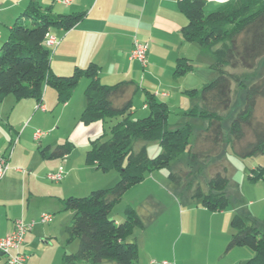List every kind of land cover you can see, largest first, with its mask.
Returning a JSON list of instances; mask_svg holds the SVG:
<instances>
[{
    "label": "trees",
    "instance_id": "obj_1",
    "mask_svg": "<svg viewBox=\"0 0 264 264\" xmlns=\"http://www.w3.org/2000/svg\"><path fill=\"white\" fill-rule=\"evenodd\" d=\"M177 6L187 19L181 29L182 39L211 50L209 67L213 73V78L201 89L185 91L196 102L182 115L206 121L203 139H210L215 148L221 145L225 142L223 113L230 107L234 83L244 92V105L230 123L233 147L243 157L264 155V124L255 115L258 101L264 100V75L249 86L245 84L246 73L253 72L257 63L264 59V0H178ZM21 17L25 21L16 20L0 46V104L4 97L12 96L17 101L33 99L40 106L45 89L52 88L57 94V105H62L84 77L89 82L84 90L85 106L80 121L85 125L113 122L106 140L101 135L90 142L85 164L102 173L114 171L118 180L109 188L62 201L65 210L72 213L64 227L67 243L78 242L74 253L63 255V263L138 264V245L129 237L144 225L129 206L123 211L124 220L116 223L111 217L113 208L146 174L168 168L183 153L187 154L190 165L210 158L211 154L194 148L198 138L191 144L190 123L173 130L169 128V107L152 94L145 93L146 114L132 119V101H122L132 88V82L103 85L98 79L99 67L93 63L85 69L75 67L68 76L52 72L51 54L44 45L46 35L52 29L70 30L82 19V13L54 14L50 7L30 0ZM190 70V61L180 58L175 62L173 75L183 76ZM137 141L157 143L160 152L150 158L144 147L135 150ZM73 149L74 145L65 141L53 149H40V155L50 160L62 159ZM168 179L181 185V177L177 174L169 173ZM262 179L264 166L250 170V183ZM228 183L225 171H216L208 177L205 189L196 184L190 197L208 212L224 211L230 204L226 193ZM230 226L232 234L227 250L248 248L254 255L243 264H264V232L253 221L238 214L233 215Z\"/></svg>",
    "mask_w": 264,
    "mask_h": 264
},
{
    "label": "crops",
    "instance_id": "obj_2",
    "mask_svg": "<svg viewBox=\"0 0 264 264\" xmlns=\"http://www.w3.org/2000/svg\"><path fill=\"white\" fill-rule=\"evenodd\" d=\"M29 1L0 0V44L16 20L25 21L21 14ZM37 1L42 7H50L54 14H83L70 30L52 29L49 32L58 42L53 48L45 46L51 54L50 66L54 74L68 76L75 67L85 69L93 63L99 67L101 84L133 83L122 101L131 100L133 105L137 98L144 115L145 93L152 94L169 108L182 105L189 111L195 104L196 100L187 96L185 91L202 87L207 79L204 77L202 83H196L191 78L192 73L183 78L173 75L176 60H190L189 53L196 46L181 37V29L187 24V19L177 6L178 0H70L68 4L62 0ZM134 40L148 47L145 67L130 58ZM203 48L198 47V51L200 55H208L203 62L208 71L206 78H213L209 67L211 50L206 48L205 52ZM88 82V79L81 78L70 99L62 105H57L56 91L46 88L41 101L44 111L38 110L33 99L17 101L7 96L0 104V156L6 158L8 165L0 176V239L10 232L16 219L34 222L20 247L25 264H64L52 246V238L56 237L59 229L64 232L72 216L62 201L68 197L86 196L100 186L87 182V178L98 176L100 171L85 164V153L92 140L101 135L107 138L113 122L85 125L80 121ZM61 126H72L71 135H64L66 130L61 135ZM37 130H43L45 136L34 141L33 134ZM68 138L82 148L78 151L73 149L62 159L41 157L40 149H53ZM59 169L64 173L62 180L49 181L47 175L57 173ZM106 175H111L109 181L112 185L118 180L116 172ZM229 202L221 212L211 213L204 209L210 213L208 224L211 230L205 264H243L253 257L254 253L245 247L227 250L233 215L250 219L264 232V222L259 220L255 209L257 203L246 206L235 205L234 202L232 206ZM41 213L51 214L50 222L40 223ZM190 260L194 264V258L190 257ZM4 262L5 257L0 254V264ZM173 262L183 264L178 256Z\"/></svg>",
    "mask_w": 264,
    "mask_h": 264
},
{
    "label": "rangeland",
    "instance_id": "obj_3",
    "mask_svg": "<svg viewBox=\"0 0 264 264\" xmlns=\"http://www.w3.org/2000/svg\"><path fill=\"white\" fill-rule=\"evenodd\" d=\"M29 25L27 23V26ZM198 50V47L193 46L189 53L191 57L189 60L191 70L188 73H192L191 78L195 80L194 82L202 83L201 79L205 77L207 80L204 83H207L212 78H206L208 77V71L203 67L204 59L208 55L207 53L206 56L205 53L200 55ZM203 50L207 52L206 48H203ZM185 75L179 76L178 78H183ZM263 75L264 59H261L253 72L246 73L245 84L249 86ZM252 76L256 77L251 78ZM201 88L200 86L198 89ZM231 90V104L229 109L223 113L222 119V133L225 142L216 148L212 146L210 139H203L207 128L206 121L198 118H185L182 114L187 112V110L182 105H171L169 108V128L172 130L181 128L186 123L185 121L190 123L193 130L191 144L198 138L194 143V148L211 154V157L201 159L197 163L190 165L187 154L183 153L168 168L146 174L143 180L139 184L132 186L113 208L111 217L116 223L124 220L123 211L129 206L137 212L144 225L143 229H136L133 235L129 237V240L137 241L138 264H160L162 261L173 262L175 256H178V259L183 264H191L190 257L194 258V264L206 263L205 257L209 247L208 239L211 233L208 224L210 221V213L204 211L200 202L192 199L190 194L196 184H199L205 189V183L208 177L216 171H225L229 180L226 193L228 199L232 202V206L234 202L236 203L235 205L244 204L246 206H249L250 203H257V207L255 208L257 216L259 220L264 222V179L255 184L248 181V175L251 169L264 166V155L257 154L252 157H243L241 154L236 153L232 144L233 137L230 132V123L244 105V92L237 89L234 83H232ZM185 99L189 100L188 97H185ZM141 109V102L135 98L132 105L134 113L132 119L144 116V112ZM255 115L264 124L263 99L258 101ZM71 127L61 126V135L65 133V130L66 134L64 135H71L73 129ZM40 131L44 132L43 130ZM107 138L103 137L105 140ZM68 139V141L73 143L76 151L82 148L79 143L72 141L70 138ZM142 147H144L147 156L150 158L160 152L157 143L143 141H137L135 143V150H139ZM169 173L177 174L181 177L180 186H177L168 179ZM106 174H115V172H99L98 176H90L87 178V182L100 185L96 189L109 188L114 184H110L111 181L109 179L111 175ZM44 214L51 216L49 213H41L38 218L39 222L41 216ZM31 223L24 222L26 225ZM215 234L213 232V235ZM52 241V246L57 250L55 252L61 258L64 254L74 253L78 247L77 240L68 244L66 234L64 232L62 233L60 229L56 237L52 238ZM100 264L114 263L103 261Z\"/></svg>",
    "mask_w": 264,
    "mask_h": 264
},
{
    "label": "built area",
    "instance_id": "obj_4",
    "mask_svg": "<svg viewBox=\"0 0 264 264\" xmlns=\"http://www.w3.org/2000/svg\"><path fill=\"white\" fill-rule=\"evenodd\" d=\"M64 4H68L70 0H62ZM58 42L48 33L45 37L44 45L46 47H55ZM147 51L146 44H141L137 40L133 41L130 58L138 61L142 67L147 64ZM38 109L44 111L42 105L37 106ZM45 133L37 130L33 134L34 141H39ZM8 169L7 160L5 157L0 156V176ZM47 178L52 182H59L63 178V170L59 169L57 173L47 175ZM51 220V216L44 214L41 216V223H48ZM33 222L29 225L24 224L22 220H15L10 232L0 239V254L5 257L4 264H25V256L20 253V247L23 243V239L27 231L33 226ZM160 264H174L172 261H162Z\"/></svg>",
    "mask_w": 264,
    "mask_h": 264
},
{
    "label": "water",
    "instance_id": "obj_5",
    "mask_svg": "<svg viewBox=\"0 0 264 264\" xmlns=\"http://www.w3.org/2000/svg\"><path fill=\"white\" fill-rule=\"evenodd\" d=\"M215 1H224V0H215Z\"/></svg>",
    "mask_w": 264,
    "mask_h": 264
}]
</instances>
